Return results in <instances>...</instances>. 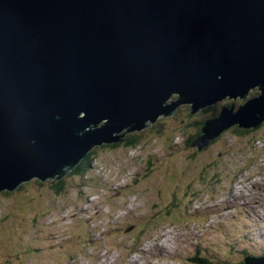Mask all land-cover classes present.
I'll return each instance as SVG.
<instances>
[{
  "label": "water",
  "instance_id": "95a60500",
  "mask_svg": "<svg viewBox=\"0 0 264 264\" xmlns=\"http://www.w3.org/2000/svg\"><path fill=\"white\" fill-rule=\"evenodd\" d=\"M254 88L193 145L264 122V0H0V191L62 178L182 104Z\"/></svg>",
  "mask_w": 264,
  "mask_h": 264
},
{
  "label": "rangeland",
  "instance_id": "374dc122",
  "mask_svg": "<svg viewBox=\"0 0 264 264\" xmlns=\"http://www.w3.org/2000/svg\"><path fill=\"white\" fill-rule=\"evenodd\" d=\"M258 92L195 114L184 104L137 132L135 147L94 148L88 176L67 174L61 195L57 177L0 192V264H243L264 254V141L254 145L264 128L246 145L233 129L205 150L187 143L194 121ZM244 158L248 173L236 169Z\"/></svg>",
  "mask_w": 264,
  "mask_h": 264
},
{
  "label": "trees",
  "instance_id": "16d2710c",
  "mask_svg": "<svg viewBox=\"0 0 264 264\" xmlns=\"http://www.w3.org/2000/svg\"><path fill=\"white\" fill-rule=\"evenodd\" d=\"M221 107H222V104H221ZM221 107H220V109H221ZM207 109H209V108L202 109V111H206ZM219 111H218V109H215L207 117H205L203 119L196 120L192 123V125L195 128V133L191 134L187 139V143L189 146H191V147L194 146L193 142L196 139V137L201 134V132H202L201 129H202V126H203L205 120L217 115L219 113ZM253 130H255V129H251V128L246 129V128L240 127L238 125H236L233 128L234 134L236 136H240V137L246 136V135L248 136L249 133H251ZM217 138H219V136ZM139 142H140V139H139L137 132H133V133L127 132L124 136V140L114 142L111 144H102V146L117 147L120 145H125L126 147H135L139 144ZM99 146H101V145H99ZM99 146H95L94 148L99 147ZM93 149H91V151L87 154V156L85 158H83L80 161V163L70 172V175L76 174V175H80V176H88V174H89L88 172H89L91 164H92V158L94 157V154L96 153V149H94V150ZM22 186L23 185H20V187L18 189L20 190L22 188ZM51 186H52L53 190L58 195L63 194V192L65 190V178H60L57 181H53ZM192 260L198 264H209V262H210V260H208L207 258L196 257V258H193Z\"/></svg>",
  "mask_w": 264,
  "mask_h": 264
},
{
  "label": "flooded vegetation",
  "instance_id": "af4514ba",
  "mask_svg": "<svg viewBox=\"0 0 264 264\" xmlns=\"http://www.w3.org/2000/svg\"><path fill=\"white\" fill-rule=\"evenodd\" d=\"M246 100V99H245ZM245 100L243 101V102H245ZM235 103V102H234ZM241 104V103H240ZM240 104H238V105H236V103H235V106L236 107H238ZM243 104V103H242ZM237 125V124H236ZM236 125H233L232 127H230L228 130H230V129H233ZM239 126V125H238ZM261 128H264V122L258 127V128H256V129H261ZM255 129V130H256ZM227 130V131H228ZM223 135H220L219 136V138H215L214 140H212V142L209 144V146L210 145H213V144H215L221 137H222ZM238 138H241V139H243V138H245V140L243 141V142H241V145H246V144H248V142H249V137H247V136H242V137H240V136H238ZM239 145V144H238ZM209 146H207L205 149H207ZM204 149V150H205ZM222 153V152H221ZM221 153H219V154H221ZM244 161H246V162H248V159L247 158H244V160H242V165H243V163H244ZM241 165V166H242ZM244 168V165L242 166V168H241V170Z\"/></svg>",
  "mask_w": 264,
  "mask_h": 264
},
{
  "label": "clouds",
  "instance_id": "9594fccd",
  "mask_svg": "<svg viewBox=\"0 0 264 264\" xmlns=\"http://www.w3.org/2000/svg\"><path fill=\"white\" fill-rule=\"evenodd\" d=\"M250 91H251V90H250ZM185 104H187V105L189 106V108H191V104H188V103H185ZM182 105H184V104H182ZM182 105H181V106H182ZM210 106H211V105H210ZM208 107H209V106H208ZM208 107H207V108H208ZM205 109H206V108H205ZM200 111H201V110H200ZM198 112H199V111H198ZM198 112H196V113H198ZM191 114H195V113H192V112H191ZM160 117H162V116H159V117L157 118V120H158ZM157 120H156V121H157ZM156 121H155V122H156ZM155 122H150V121H149V122H148V126L144 127V128L141 129V130H138V131L135 130V131H133V132H140V131L146 129L147 127H149V126H152V124H154ZM127 132H130V131H126V133H127ZM213 140H214V139H213ZM211 142H212V141H211ZM208 146H209V145H208ZM93 148H94V147H93ZM93 148H92V149H93ZM203 150H204V149H203ZM90 151H91V150H90ZM90 151H89V152H90ZM89 152H88V153H89ZM86 156H87V155H86ZM84 158H85V157H84ZM79 163H80V162H79ZM79 163H78V164H79ZM78 164H77V165H78ZM77 165H76V166H77ZM76 166H75V167H76ZM75 167H74V168H75ZM74 168H73V169H74ZM73 169H72V170H73ZM72 170H70L67 174H70V172H71ZM67 174H65L62 178H64ZM52 178H54V177H52ZM57 179H60V178L57 177ZM29 181H31V180H29ZM29 181H25V182L20 183L19 186H18L15 190H17V189L20 187V185H23V184H25L26 182H29ZM15 190H13V191H15ZM4 191H6V192H11V191H8L7 189L2 190V191H0V192H4Z\"/></svg>",
  "mask_w": 264,
  "mask_h": 264
},
{
  "label": "bare ground",
  "instance_id": "6f19581e",
  "mask_svg": "<svg viewBox=\"0 0 264 264\" xmlns=\"http://www.w3.org/2000/svg\"><path fill=\"white\" fill-rule=\"evenodd\" d=\"M216 104H217V103H216ZM223 106H224V105H223ZM243 165H245V167L242 169V172H247L248 170L246 171V169H247V167H250V166L247 165V162H246V161H244ZM249 169H250V168H249ZM247 173H248V172H247ZM243 205H244V204H243ZM247 207H248V206H247ZM237 208H238V207H237ZM257 217H258V216H257ZM252 218H253V217H252ZM246 222H247V221H246Z\"/></svg>",
  "mask_w": 264,
  "mask_h": 264
}]
</instances>
